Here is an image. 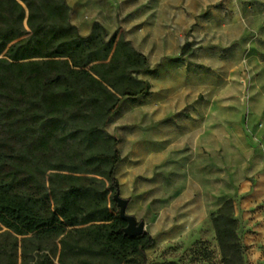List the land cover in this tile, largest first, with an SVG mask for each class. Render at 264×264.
Returning a JSON list of instances; mask_svg holds the SVG:
<instances>
[{
	"label": "trees",
	"instance_id": "obj_1",
	"mask_svg": "<svg viewBox=\"0 0 264 264\" xmlns=\"http://www.w3.org/2000/svg\"><path fill=\"white\" fill-rule=\"evenodd\" d=\"M65 0H0V264H123L154 245L118 215L121 99L149 93V61ZM222 264H243L231 200L211 214Z\"/></svg>",
	"mask_w": 264,
	"mask_h": 264
},
{
	"label": "crops",
	"instance_id": "obj_2",
	"mask_svg": "<svg viewBox=\"0 0 264 264\" xmlns=\"http://www.w3.org/2000/svg\"><path fill=\"white\" fill-rule=\"evenodd\" d=\"M77 1L65 0L71 10L70 23L82 37L90 34L93 23H100L109 36L113 35L98 18L103 0L86 1L84 9L92 10L87 11L90 21L81 18ZM105 4L113 17L116 3L105 0ZM260 27L259 34L247 40L240 61L233 67L243 76L247 91L244 101L236 95H219L206 102L194 91L203 88L204 83L193 84L195 87L190 86L181 97H175L178 88L169 87L167 76L159 86L152 82L159 81L158 72L151 69L149 62L150 72L139 75V79L149 83V93L121 99L118 104L116 112L145 109L141 123L157 125L127 134L121 139L123 143L117 137L120 161L115 179L120 197L128 201L126 213L144 224L152 220L149 231L145 225V233L154 239V245L145 251L147 258L151 250L177 240L176 224L172 223L164 239L156 238L161 220V211L156 208L159 200L179 197L188 202V220L179 222L177 227L182 233L192 234L197 232L198 218L213 211L211 197L208 211V207L198 204L197 196L251 192L264 196V23ZM239 102H245L246 124L241 123L244 116Z\"/></svg>",
	"mask_w": 264,
	"mask_h": 264
},
{
	"label": "rangeland",
	"instance_id": "obj_3",
	"mask_svg": "<svg viewBox=\"0 0 264 264\" xmlns=\"http://www.w3.org/2000/svg\"><path fill=\"white\" fill-rule=\"evenodd\" d=\"M86 1L78 0L77 9H81L84 21H90L87 11L92 10L84 9ZM113 1L116 3L113 17L109 16L108 6L103 0L102 13H98V18L109 34L117 32L123 35L132 47L147 56L151 69L158 72L159 81L154 82L153 79L154 84L159 86L167 76L169 87L178 88L175 97H181L190 86L204 83L203 88L190 90L198 92L206 102L219 95H236L244 101L247 91L243 76L233 67L240 61L247 40L261 30L264 0ZM170 62L177 65H170ZM244 104L240 103L239 108L244 116L241 123L246 124ZM144 111L142 108L118 110L106 127L107 133L118 137L121 143L127 134L157 126L141 123ZM210 197L213 211L207 217L198 218L197 232L192 234L182 233L181 227H177L179 222L188 220V202L180 201L179 197L159 200L156 208L161 211V220L156 238L164 239L172 229L168 226L172 223L176 224L177 240L151 250L145 261L135 257L123 264H222L211 214L226 200H231L233 217L238 223L243 264H264V196L255 192L197 196L198 204L208 207ZM151 222H145L147 231Z\"/></svg>",
	"mask_w": 264,
	"mask_h": 264
},
{
	"label": "water",
	"instance_id": "obj_4",
	"mask_svg": "<svg viewBox=\"0 0 264 264\" xmlns=\"http://www.w3.org/2000/svg\"><path fill=\"white\" fill-rule=\"evenodd\" d=\"M113 201L116 204L118 215L122 221L125 222L126 227L123 229V233L127 237L134 238L145 233V224L141 221H137L135 217H132L126 213V206L128 201L120 197L119 193H115Z\"/></svg>",
	"mask_w": 264,
	"mask_h": 264
}]
</instances>
